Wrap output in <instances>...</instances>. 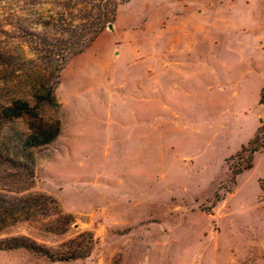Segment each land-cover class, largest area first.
<instances>
[{"label": "rangeland", "instance_id": "rangeland-1", "mask_svg": "<svg viewBox=\"0 0 264 264\" xmlns=\"http://www.w3.org/2000/svg\"><path fill=\"white\" fill-rule=\"evenodd\" d=\"M51 1L0 0V53L33 57L24 31L62 11ZM111 25L60 72V132L23 193L72 223L0 233L87 256L0 264H264V150L239 172L236 157L264 121V0H129Z\"/></svg>", "mask_w": 264, "mask_h": 264}, {"label": "trees", "instance_id": "trees-1", "mask_svg": "<svg viewBox=\"0 0 264 264\" xmlns=\"http://www.w3.org/2000/svg\"><path fill=\"white\" fill-rule=\"evenodd\" d=\"M128 1L52 0L62 11L37 21L40 30L24 31L33 57L0 53V233L28 222L62 234L72 223V216L62 213L52 197L23 193L33 185L34 151L60 132L57 116L47 113L59 107L54 90L60 72L113 23L118 7ZM258 102L264 107V89ZM260 150H264V121L236 155L246 154L237 171L251 168L253 154ZM13 249H26L52 262L81 259L88 252L87 245L74 240L53 249L23 235L0 239V250Z\"/></svg>", "mask_w": 264, "mask_h": 264}, {"label": "water", "instance_id": "water-1", "mask_svg": "<svg viewBox=\"0 0 264 264\" xmlns=\"http://www.w3.org/2000/svg\"><path fill=\"white\" fill-rule=\"evenodd\" d=\"M107 27H108L109 29H111V28H112V25H111V24H109V25H107Z\"/></svg>", "mask_w": 264, "mask_h": 264}]
</instances>
